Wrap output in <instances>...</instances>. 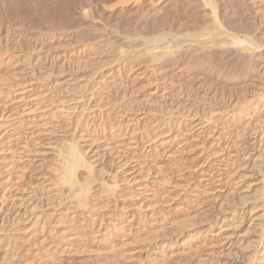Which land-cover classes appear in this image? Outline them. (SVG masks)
I'll use <instances>...</instances> for the list:
<instances>
[{
	"label": "bare ground",
	"instance_id": "bare-ground-1",
	"mask_svg": "<svg viewBox=\"0 0 264 264\" xmlns=\"http://www.w3.org/2000/svg\"><path fill=\"white\" fill-rule=\"evenodd\" d=\"M15 1L0 0V20L6 12L4 3L10 6ZM34 1L38 8L36 15L28 7L27 0H23L21 3L25 7V15L29 18L35 16L38 24L43 25L49 21V17H54L55 14H60L61 16L59 15V17L64 18L67 12L63 11L62 8L68 5L71 0H54L52 4H50L51 0ZM170 1L143 0L142 4H140V1H133V7L140 9L136 11L138 20L130 32H128L129 30L124 32L125 36L116 40L119 47L114 49L112 41H110L111 39L103 40L102 42L98 41L99 43L96 44L100 47L103 46V49H101L102 51L100 53L93 54V58L96 61L95 63L103 68H93L92 63H90L89 66L85 65L86 68L80 69L77 67L79 63H73L69 59L70 57H67V53L65 56L64 53L61 56L50 54V56L44 59L42 58L43 54H45L44 46L42 44H31L27 46V49L36 58V62L30 66L33 69L28 71L27 68H23L15 78V84L18 83L21 86L18 88L20 90L19 92H17L18 90L13 92L16 96L14 98L16 100H13L14 102L18 100L23 103L21 106L23 110L21 112L19 111L14 119H26L32 127H29L30 129L28 128L29 130L26 133L25 140L23 142L21 141V147L19 149L15 148L19 146L16 142L12 147L7 148L10 152L12 150L13 153L11 152V154L19 150L17 154L24 157V159L21 157L23 159L21 161L22 165L23 163L26 165L31 160V156L41 155V152L36 148L37 146L33 144L38 136L48 134L50 132L48 129L58 126L65 127L67 128L66 132H71L70 137L74 139L70 143L69 154L60 158L61 168L58 170L61 171V175H59L58 170L52 172H58L57 174L63 182L60 181L59 185L61 183L64 186H59L58 183L56 185L52 181L54 185L50 186L51 189L53 187L57 188V191L62 193L64 188L67 187L66 184H71V181L75 180V183L73 181L74 184H72L74 186L78 182L82 183H79V188H76L79 184L72 187V192L76 189L77 193L75 196L78 195L79 198L82 195L84 196L90 189V186H93L92 184L94 182H98L101 185H99L102 188L100 189V193L104 189L105 191L103 193L107 192V195L113 191V198L111 196L109 198L105 194L104 196L107 198H94L95 201L92 202L90 199H85V197L84 199H78L72 194L75 199L77 198V209L90 208L88 209L90 211L85 210L87 213L85 218L90 216L88 219L80 215L84 218L82 221L83 233L81 234L84 240L93 242L95 235L89 229L93 225L103 222L101 226L104 232L98 234V238L96 239L103 244L104 248L99 247L100 249L95 251L96 259L98 258L97 260H99L100 258V262L102 263H108V259L110 261L109 253L116 248L117 238L124 236L123 238L127 239L124 246H127V256L131 260L135 259V245L147 239L142 237L139 228L136 226L138 223L135 222L133 217L136 212L134 214L131 212L132 217H130L127 211L116 206V195L114 196L116 190H122L121 188L127 186L130 188L129 186L139 185L141 182H145L144 186L147 183L148 187V184H156L157 181H161L159 188L157 187L160 192L157 193L162 199L168 198L165 204H167L169 211L174 210L176 200L183 201L187 196L193 199L194 202H204L213 199V204L215 202L217 203L221 195H225L226 192L229 193L227 186L230 183H228L227 178H232L231 181L234 183V177L236 175L232 170L234 162L230 159V156L232 157L233 155L227 152L230 144L228 145L227 141L224 140V133H226L230 126L234 127L230 128V130L233 129L234 132H237L239 128H253V125L262 126L264 123V69L262 70L264 63L262 65L260 64L262 68H258L260 50L257 39L255 38L257 34L256 28L243 22L235 26L232 18L222 14L221 4H224L225 1L226 3L230 2L231 0H184L185 18L179 13L172 17H166L170 21L165 26L162 21H156L154 23L157 28L155 34L149 37L148 35L143 37L140 31L141 25L143 23L147 24L146 22H152L147 14L151 11H159ZM207 12L209 13V19L206 14ZM133 18L132 16L124 22L125 28L130 25L132 21L130 19ZM261 29L263 32L264 26ZM0 32L2 33V28H0ZM131 35H133L132 38L135 37L136 39H132L130 37ZM170 37L173 39V42L172 44H167V40ZM137 38H140L141 40L139 41L142 42L137 44L136 41L139 42ZM3 41L0 43V70L4 67V54L8 55L16 48L15 38L9 40L5 37ZM228 54L233 56L230 59H236L241 65V68H243V73L241 72L243 77L248 79L260 73L261 75L258 74V76L260 75L261 78L259 80L256 78V83H253L254 86L238 102L234 103L231 99L227 101L229 111L228 109L226 111V109L222 110L217 107L212 108L208 113V110L203 111L199 106L189 105V102L199 95L194 90L196 83L207 90L213 88V85H206L207 78L204 73L208 72L210 75H216L224 63L222 61L226 57L224 56L222 58V56ZM9 56H6L8 63H18ZM104 60H107L108 64H104ZM64 69L70 70L71 73L68 75ZM260 69L262 72L259 71ZM34 71L38 72L35 73ZM54 74L59 76V81H57L58 86L54 85L57 91L56 93L52 92L55 89L51 87L52 85H44V87L38 86L37 83L39 80L48 79ZM32 78L34 80H31ZM61 79H65V81H60ZM44 90L47 93L44 92L45 94H43L42 91ZM10 94L11 92L7 93V95ZM134 97L138 98L135 99ZM0 101L2 100L0 99ZM46 101H49V103L44 104ZM114 102H116V106L113 105ZM109 103L113 107L109 106ZM18 105L20 106V104ZM115 114L119 115V121L115 120L114 123H111V120H114L112 117H116ZM147 118H149V121H153L151 123L149 122L150 124L148 123V125L146 124L147 126L145 127H140L142 125L141 121L143 122ZM50 119H54V122H50L52 121ZM36 120L43 123L37 124L35 123ZM7 121L6 108H0V122ZM140 123L141 125H139ZM4 137L9 136L4 134L0 135L1 150ZM113 137L115 139L117 137L121 139H117V141L111 140ZM253 139L257 141L258 136L255 135ZM103 142H105V146L102 145ZM14 148L15 150H13ZM7 149L6 151H8ZM2 152L4 153V151ZM107 156H110V160L105 158ZM13 158L12 155L10 160H13ZM105 159L110 161L109 167H106L108 169L107 172H103L106 168L102 167V164L107 162V160L105 162ZM19 161L18 163H20ZM7 163L5 162V165ZM109 163H106L107 166ZM1 165L3 166V163ZM10 165L9 170L4 168V170H7L6 174L2 171L0 173L5 174L7 178L3 174L2 176L11 183L10 177L13 173L15 174V172L11 173V169L13 170V167L15 168V164L12 161ZM40 165L43 166V164ZM150 165L152 166V170H148L147 168ZM5 167L7 168V166ZM16 169L14 170L16 171ZM18 169L22 170H19L21 171V175L16 173L14 176H19V179H21L20 176H24V172L26 171H24V166L21 167V165ZM99 169L102 172L97 175L96 172ZM176 169L179 171V175L177 176H182L183 174L180 179L181 183H176L172 180ZM157 176L161 180L157 179ZM41 177H45L44 174ZM54 178L56 179V177ZM19 179L17 180L20 181ZM2 180L0 179V182ZM17 180L15 179L13 182L17 183ZM57 180L59 179L57 178ZM24 182L22 181V183ZM83 182L86 183L84 184ZM214 183L215 185H213ZM211 184L214 187L211 188ZM6 186H1L3 188L1 189L3 194L10 188L7 186L6 189ZM26 186L22 187L24 188ZM68 186L70 188V185ZM139 186L137 187L139 188ZM43 187L37 192L41 193ZM59 188L60 190H58ZM95 188H98V186H95ZM47 189L48 187L45 188V191ZM22 191L24 192L26 190L21 189V193H23ZM65 191L61 196L64 193L68 194L67 190ZM59 193L57 192L56 194ZM230 193L232 194L233 190H230ZM143 194L145 195L144 192ZM143 194H141V197L146 202L150 199L153 200V198H146ZM31 195L27 201L26 210H28L30 205L32 207L35 201L37 202V198L35 199ZM42 196L39 197L42 198ZM59 196L58 199L62 198H59ZM174 198L176 199L173 200ZM51 201L49 202L51 203ZM73 203H70V206L74 205ZM20 208L21 206L19 205L17 214L24 213L20 214L23 217L27 211L24 208ZM108 208L110 209L109 222L104 221L107 213L102 211V209ZM89 213L90 215H88ZM73 214L69 216L71 221L76 219L75 214ZM130 218L131 220H129ZM34 225L38 229H43L46 223L40 222L37 218ZM226 228L222 227L217 235L229 247L232 239L226 235L228 231V228ZM68 232L70 233L68 234L69 238L67 240L66 236H56L51 242L50 248H47V250L50 251L52 248L65 245L71 247L74 244V238L70 235L76 234H74L73 230ZM12 238H5L6 240L4 242L7 246L3 244L4 242L1 238L0 240L6 247L12 246L11 248L14 251L18 250L17 252H19V249H23V241L19 240V242H16ZM14 239L16 238L14 237ZM2 244L1 246H3ZM6 247L4 250H6ZM11 248L10 250L12 252L13 249ZM221 248H226V246H222ZM7 250L10 252L8 248ZM6 251H4L5 255L7 254ZM120 253L121 256H124L121 249ZM166 256L167 251L162 250L158 254H155L153 261L155 264H161L165 262ZM4 259L2 262L6 264L7 262H4Z\"/></svg>",
	"mask_w": 264,
	"mask_h": 264
},
{
	"label": "rangeland",
	"instance_id": "rangeland-1",
	"mask_svg": "<svg viewBox=\"0 0 264 264\" xmlns=\"http://www.w3.org/2000/svg\"><path fill=\"white\" fill-rule=\"evenodd\" d=\"M53 1L54 0H51L50 4H52ZM133 1H140V4H142L143 0H71L68 5L63 6L62 8L63 11L67 12L64 18L59 17L60 14H55L54 17H49V21L43 25L38 24L35 16L29 18L25 15V7L21 4L23 0H16L15 3L10 6L4 3L6 12L0 20V28H2V33L0 32V40L4 42L3 38L5 37L9 40L15 38L16 48L8 55L4 54V67L0 70V99L2 100L0 101V108L5 107L6 115L8 116L7 122H0V135L4 134L9 136L3 138L5 143L3 141L2 150L0 149L1 152H6V155L3 152H0V158H2V160H0V172L2 171L6 174L7 170L11 167L9 164H11L12 161L13 164H15V168L13 167V170L11 169V173L15 172V174L13 173L11 177H14L16 180L19 179V176L17 177L14 175H16V173H21L22 170L18 169L20 168V165L21 167L24 166V171L26 172L23 171L25 175L22 177L20 176L23 182L25 180V185H23L24 183H22L21 179H19L20 181L17 180L18 182L16 183L13 182L15 179H11L10 177V180L12 181L11 185L10 181L6 179V175L0 173V179L4 180L0 182V238L4 242V240H6L5 238H12L13 235L12 239L16 242H19V240L23 241V243L20 241L23 249H19V252H17L18 250L15 249L16 251H14V249L11 248L12 246L6 247L7 245L5 242L2 243L6 246L3 245L0 240V243L3 245L1 246L0 244V264H5L2 261L6 257L7 258L4 259V262H7L6 264H155L153 258L155 254H158V252L162 250L167 251V256L165 262H162L161 264H264V123L262 126L253 125V128L242 127L239 128L237 132H234L233 129L230 130V128H234L230 126L226 133H224V140L231 146L227 148V152L228 154L233 155L232 157L230 156V159L234 162L232 170L236 173L234 177L235 185L231 181L232 178H227L228 183H230L227 186V190H229V193L230 190H233V193L229 194L226 192L225 195H221L218 198L219 201L214 203L217 204L215 206L213 204V199H211L212 201L194 202L193 199L187 196L188 199L186 198L183 201L176 200L174 210L169 211L167 209V204H165L166 201H168V198L166 197L162 199L158 194L160 192L158 188L161 181H157L156 184H148V187L147 183L146 186H144L145 182H141L139 183L140 186L137 184L132 185L133 187L129 186L130 188H128V186L125 188L120 187L122 190L118 189V191H114L116 193H114V196L116 195V206L127 211L130 214V217H132L131 212H133V214L136 212L133 216L135 222L138 223L136 226L139 228L142 237L147 239L143 240L140 244L135 245V259L131 260L127 256V246H124L127 239L123 238L124 236L117 238V249L115 248L116 250L114 249L109 253L110 261L108 259V263L100 262V258L97 260L98 258L96 259L95 252L100 249L99 247L104 248L103 244L96 239L98 238V234L104 232V229L101 226L103 222L95 224L89 229V231H92L95 235L93 242L84 240L81 235L83 233L82 221L87 216L85 210L90 211L88 210L90 208L77 209L76 201L77 198L84 199V197L85 199H90L91 202L95 201L94 198L102 199L107 198L108 196L109 198H113V191L109 192L107 195V192L103 193L105 191L104 189V191L101 190L100 193V189H102L99 187L100 184L94 182L95 185L92 182L94 187L90 186V189L84 194V196L82 195V197L80 196L79 198L78 195L75 196L77 193L76 189L73 188V191H76L75 194L72 192V187H75L80 183H76L75 186L72 185L75 183V180H73L74 183L71 181V184H66L67 189L64 188L62 193L67 190L68 194L64 193L63 196H61L62 193H59L60 191H57V188L53 187L51 189L50 187L54 185L53 182L56 185L57 183L59 185L60 181L62 182V180H60L61 177H59L57 173L59 172V175H61V171L58 170L61 168L60 158L69 154L70 143L74 139L73 137H70L71 132H66L67 128L58 126L48 129V131H50L48 134L38 136L33 144L37 146L36 148L41 152V155L31 156V160L29 163H26V165H24V163L22 165L21 161H23L24 157L17 154L19 150L15 151L14 154H11L12 150L10 152L7 149L12 147L15 142L19 144V146L15 148L19 149L21 147V141L23 142L25 140L27 131L32 127L31 124H28L29 121L26 119H23L24 121L20 118L17 120L14 119L18 112L23 110V107H21L23 103L18 100L14 102L16 96L13 92L18 90L21 86L18 85V83L15 84V78L20 74L23 68H27L28 71H30V69L32 70L33 68H30V66L36 62L34 54H31V51L27 49V46L31 44H42L45 49V54H43L42 57L44 59L50 56V54L61 56L64 53L65 56L67 53V57H70L69 59H71L73 63H79L77 67L80 69L86 68L90 63H92L93 68H103L100 65H97L93 58V54H98L102 51L101 49H103V46L100 47L96 44L99 43L98 41L102 42L103 40L111 39L110 41H112L113 48L117 49L119 47L116 40L125 36L124 32H127L128 30V32H130L138 20L136 11H139L140 9L133 7ZM183 2L184 0H171L159 11L155 10L154 12H149L147 15L152 22H146L147 24L143 23V25H141V35L143 37L148 35L149 37L150 35L155 34L157 28L154 23L156 21H162L165 26L170 21L169 19H166V17H172L179 13L185 18ZM27 5L36 15L38 8L35 1L27 0ZM221 7L222 14L226 17L232 18L235 26L238 23L243 22L256 28L257 34L255 35V38L257 39L260 50L258 67L260 68L264 63V31L262 32L261 29L264 26V0H231L227 3L225 1L224 4H221ZM14 9H16V11H14ZM206 14L209 19V13L207 12ZM132 16L134 18L130 19V21L132 20L130 25L125 28L124 22ZM144 26L145 28H143ZM130 37L132 38L133 35ZM132 39L136 38L134 37ZM137 40L139 41L141 39L137 38ZM167 41V44H172L173 39L170 37ZM140 42L142 41H136L137 44ZM6 56L13 58L15 62L17 61L18 63H8ZM224 56H226L225 60L222 61L224 63L221 68H219V72L216 75H210L208 72L204 73L207 78L206 85H213V88L207 90L196 83L194 90L199 95L189 102V105L199 106L203 111L208 110V113L212 108L214 109L217 107L222 110L226 109L227 111V101L229 99L234 103L238 102L244 94L251 90L250 88L256 83V78L258 80L261 78L260 73H258L260 74L259 76L258 74L253 75V77L248 79L243 77L241 75V72L243 73V68H241V65L237 60L230 59L233 58L231 54L223 55L222 58H224ZM104 61V64H106L107 60ZM263 65V68L261 67L262 70L264 69ZM64 70H66L68 75L71 73L68 69ZM262 70L260 69L259 71L262 72ZM34 72L37 73L38 71ZM31 80H34V78ZM57 81H59V76L54 74L48 79L39 80L37 84L39 87L52 85L51 87L55 88V86H58ZM60 81H65V79H61ZM19 91L20 90L17 92ZM9 92H11V94L7 95ZM42 92L43 94H45L44 92L47 93L46 90ZM52 92L56 93V88L53 89ZM137 98L138 97L135 99ZM48 103L49 101H46L44 104ZM115 103L116 102H114L113 105H115ZM18 104H20V106ZM113 105H110L109 103V106L113 107ZM109 106H107V108H109ZM115 116L116 117H112L114 120H111V123H114L115 120L119 121V115L115 114ZM50 120V122H54V119ZM144 121H141L142 125L140 123V127L147 126L148 123H151L153 120L149 121V118H147ZM35 123L40 124L43 122L36 120ZM255 135L258 136L257 141H254L253 139ZM117 139L118 137L116 139L113 137L111 140L117 141ZM10 143L11 145H9ZM102 145L105 146V142H103ZM15 148L13 150H15ZM6 149L9 152L6 151ZM12 155L14 158L13 160H10ZM105 158L109 159L110 156ZM17 160H20L19 162L21 164L18 163ZM106 160L107 159H105V162ZM3 161L6 163L7 161L11 162H8L9 164L7 163L5 165V162ZM109 162L110 161L107 160L106 163ZM2 163L3 166L5 165L7 168L5 166L3 167L1 165ZM106 163H104L105 166L102 164L103 168L109 167L110 163L108 166ZM40 164H43V166ZM4 168L7 170H4ZM147 168L148 170H152L151 165L147 166ZM106 169H104L103 172H107L108 169ZM57 170L58 172L52 173ZM98 171V173L96 172L97 175L102 172H100V169ZM2 174L6 178H4ZM38 174H40V176H38ZM43 174L47 179L41 177ZM51 174L54 175L52 176ZM174 174L172 180L176 183H181L180 179L183 174L182 176H177L179 175L177 169ZM54 177H56V179ZM57 178L59 180H57ZM48 179H50L51 182ZM157 179L161 180L158 176ZM4 182L10 187H8L10 190L7 189ZM46 182L47 184L49 183L48 186L45 184ZM120 183L119 185H121ZM80 184L79 186H76V188H79ZM40 185L41 187H44L41 193H38L41 190ZM60 185L64 186V184L61 183ZM68 185H70V188ZM213 185H215V183ZM213 185L211 188L214 187ZM1 186H6L7 190L5 194L2 193L3 191L1 189L3 188H1ZM22 186H26L28 189L26 187L23 188ZM95 186H98L99 190L98 188H95ZM137 186H139V188ZM47 187L48 189L45 191V188ZM18 188H20L19 191ZM21 189L26 191H22L23 193H21ZM54 190L59 194H56L57 192ZM58 190H60V188ZM54 194L56 195L54 196ZM72 194L77 198L75 199ZM105 194L107 197L104 196ZM141 194L146 198H153V200L150 199L146 202L144 198L141 197ZM154 194H156L155 197H153ZM30 195L35 197V199L37 198V202L35 201L33 203L35 206L32 205L31 207L30 205L28 210H26L25 207ZM95 195H99L100 198ZM174 195L172 196L175 197ZM39 196H42V198ZM58 196L59 198H62L58 199ZM88 197H93V200ZM55 198H57V200H55ZM38 199L40 203L38 202ZM46 199L48 200L46 201ZM49 199L53 200L51 201ZM175 199L176 198L173 200ZM49 201H51V203ZM71 201L74 202V205L71 204L72 206H70V203H72ZM19 205L21 206L20 209L24 208L27 211L23 217L20 214L24 213L17 214V208ZM109 208L102 209V211L107 213V216L104 218V221L107 222H109ZM74 209L76 213L74 212ZM73 213L75 214L76 219L71 221L69 216H72L71 214ZM80 215L82 217L84 216V218ZM88 215H90V213ZM37 218L40 222L46 223V226L43 229H38V227L34 225ZM129 220H131V218ZM222 227L228 228L226 235L230 236L232 239V243L229 247L218 238L217 234ZM70 230H73L74 234H76L70 235L74 238V244L71 247L65 245L52 248L50 251L47 250V248H50L54 237L66 236L67 240L69 238L68 234L70 233L68 231ZM14 237L16 239H14ZM4 246L6 247V250L7 248L9 250L10 248L13 249L12 252L11 250L10 252L4 250ZM222 246H226V248H221ZM25 249L26 251H24ZM120 249L124 256H121ZM4 251H6V255Z\"/></svg>",
	"mask_w": 264,
	"mask_h": 264
}]
</instances>
